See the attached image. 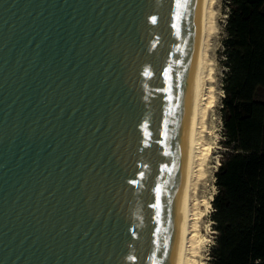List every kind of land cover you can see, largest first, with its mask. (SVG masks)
<instances>
[{
  "label": "water",
  "instance_id": "water-1",
  "mask_svg": "<svg viewBox=\"0 0 264 264\" xmlns=\"http://www.w3.org/2000/svg\"><path fill=\"white\" fill-rule=\"evenodd\" d=\"M201 8L0 0V264H177Z\"/></svg>",
  "mask_w": 264,
  "mask_h": 264
},
{
  "label": "trees",
  "instance_id": "trees-1",
  "mask_svg": "<svg viewBox=\"0 0 264 264\" xmlns=\"http://www.w3.org/2000/svg\"><path fill=\"white\" fill-rule=\"evenodd\" d=\"M213 264H264V0H230Z\"/></svg>",
  "mask_w": 264,
  "mask_h": 264
},
{
  "label": "bare ground",
  "instance_id": "bare-ground-1",
  "mask_svg": "<svg viewBox=\"0 0 264 264\" xmlns=\"http://www.w3.org/2000/svg\"><path fill=\"white\" fill-rule=\"evenodd\" d=\"M214 2L215 0H202L198 62L194 88L191 92L194 130L183 185V224L180 228L177 264H202L196 258H198L202 244L207 242V238L199 236L201 215L199 211H196L199 204L196 188L198 181L206 174L205 166L212 148V144L206 141V135L210 133L207 119L215 102V94L211 86L214 82L213 67L209 56L211 40L217 33Z\"/></svg>",
  "mask_w": 264,
  "mask_h": 264
},
{
  "label": "rangeland",
  "instance_id": "rangeland-1",
  "mask_svg": "<svg viewBox=\"0 0 264 264\" xmlns=\"http://www.w3.org/2000/svg\"><path fill=\"white\" fill-rule=\"evenodd\" d=\"M230 0H215L213 9L216 13L217 33L211 40V50L209 52L212 60L214 82L211 84L214 90L215 102L209 112L207 127L209 134L206 135V141L211 143V155L205 166V176L198 181L196 196L198 198L197 212H200L199 218V236L207 238V242L202 244L197 261L204 264H213L210 252L216 242V232L211 218L213 213L212 202L217 194L216 173L221 165V161L226 148L223 145L224 129L222 120V99L224 97L223 83L227 68L225 66L224 41L226 38V21L229 13ZM257 98L264 101V91L258 92ZM215 144V145H214ZM219 164V165H218ZM197 201H195L196 203ZM202 212V213H201ZM200 257V258H199Z\"/></svg>",
  "mask_w": 264,
  "mask_h": 264
},
{
  "label": "snow or ice",
  "instance_id": "snow-or-ice-1",
  "mask_svg": "<svg viewBox=\"0 0 264 264\" xmlns=\"http://www.w3.org/2000/svg\"><path fill=\"white\" fill-rule=\"evenodd\" d=\"M153 22H155V21H153Z\"/></svg>",
  "mask_w": 264,
  "mask_h": 264
}]
</instances>
